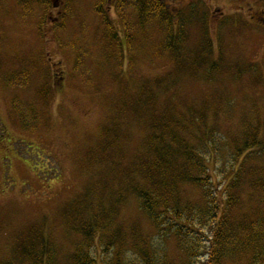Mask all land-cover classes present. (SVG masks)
I'll return each instance as SVG.
<instances>
[{"label": "rangeland", "instance_id": "374dc122", "mask_svg": "<svg viewBox=\"0 0 264 264\" xmlns=\"http://www.w3.org/2000/svg\"><path fill=\"white\" fill-rule=\"evenodd\" d=\"M193 2L207 16L194 19L197 23L189 27L184 49L189 39L194 43L205 30L215 47L196 74L178 71L170 52L159 54L164 37L157 24L150 25V38L142 37L141 45L137 17L125 9L129 7L121 9L120 18L115 8L110 15L117 25L123 19L131 21L120 29L124 36L127 26L134 42L128 46L123 40L120 50H110L95 10L97 0H0V264L13 257L12 251L20 253L16 245L34 229L54 241L59 260L66 264L69 241L76 236L73 228L85 220L99 234H121L134 264L148 250L156 260L183 264L182 245L174 234L164 243L142 211L137 190H163L164 177L172 181L185 172L195 175L185 159H172L169 176L141 167L154 159L143 122L160 117L172 127L168 122L174 117L185 122L180 113L188 110L206 108V124L217 126L220 133L203 144L192 140L193 133L201 135L200 122L192 119L178 127L191 128L179 134L181 141V135L187 140L185 149L206 147L212 179L206 193L238 198L240 208L232 210L233 217L252 212L256 205L250 183L257 175L264 180V164L247 166L248 178L239 189L228 187L242 171L241 160L236 163L233 157L236 148H243V141H236L242 127L250 128L249 140L256 137L262 143L250 156H264V0H175L172 6L185 11ZM179 28L176 24L175 30ZM212 59L221 66L215 80L207 77ZM144 85L166 87V96L154 105ZM158 92L164 95L162 89ZM230 106L233 113L228 117L222 107ZM170 133L167 138L174 141ZM176 192L186 203L184 219L196 231L191 233L201 241L196 264H204L213 234L207 223L201 227L195 222L209 219L204 193L184 179ZM104 258L109 264L110 256Z\"/></svg>", "mask_w": 264, "mask_h": 264}, {"label": "trees", "instance_id": "16d2710c", "mask_svg": "<svg viewBox=\"0 0 264 264\" xmlns=\"http://www.w3.org/2000/svg\"><path fill=\"white\" fill-rule=\"evenodd\" d=\"M97 1L98 3H96L95 10L101 18V26L103 27L106 41L110 43V50L113 48L120 50L123 45V40L126 41L128 46H132L134 42V37H132L127 26L125 28V37L122 35L120 29L121 26L125 27L122 25L123 23L130 24L131 21L123 19L122 24L119 23L117 25L113 22L110 15V10L115 8L118 10L117 12L120 18L121 9L129 7L125 9L132 10L137 17V24L135 27L138 28L137 36L140 35L138 42L142 45L144 41L142 37H146L149 40L151 33L149 27L151 24H157L160 30L162 29V36L164 37L162 45L159 43V54L162 55L170 52L174 56L178 71L196 74L201 68L203 69V66H206L205 61L212 57L215 47L206 30L202 33V40L198 38L194 43H191L189 39L186 50L183 46L189 36V27L196 24V21L199 20L200 17L204 20L207 16L206 13L201 12L198 5L199 3H188L189 8L183 11L172 6L175 0ZM178 1L182 0H177V2ZM178 16L180 20H178ZM203 20H201V22ZM176 24H179L181 27L178 31L175 30ZM111 54L112 53L109 51L110 56ZM219 63L214 59L211 60L207 72L208 79L213 78V80H215L218 77L220 72L219 69L221 68ZM187 69H189L191 73ZM211 84H213V82ZM142 88L146 91V96L150 98L154 105H157V102L166 96V87L165 90L161 86L154 88L151 85H144ZM161 89L164 94L163 96L158 92ZM146 96L145 101L147 102L148 98ZM172 100L177 103L178 97L173 95ZM133 101H136V99ZM210 102L211 101L208 100L207 104L209 105ZM224 103L227 104L229 102L226 100ZM232 109L233 107L231 106L228 109L222 107L223 112L229 114L228 117H231L233 113ZM219 110H221V108ZM118 112L120 111L118 110ZM208 114L206 108H202L201 112L188 110L187 112L180 113V115L185 118V122H182L181 117H174L173 121L168 122L173 128L166 125V122L161 120L160 117L151 122L152 124L143 122L142 130L149 132L148 141L150 143L147 142V145H153L154 159L152 163L150 162L149 164L148 161H145L141 167L147 169L149 172L154 171L161 175L166 174L169 176L172 170V159H177V161L185 159L186 167L192 170L195 175H189V173L185 175V172L181 176L178 175L176 180L172 179V181L164 177L162 181H160L162 182L160 185L163 190L153 191L152 187H149L151 190L140 188V190H137V193L141 200V209L149 219H152L164 243L169 236L172 234L175 235V239L178 240L179 245H182L180 250L183 255L181 257L183 264H196L200 256L201 241L191 233L196 231L193 230L191 225L188 227V221L184 219V214L187 210L185 206L186 203L182 195L176 192L184 179V183L202 189L205 203L207 204L205 211L209 219H205V221L202 222L196 219L195 222L200 224L201 227L207 223L205 227L211 226L213 228V234L209 245L205 247V254L203 255L205 257L204 264H242L243 262H239L244 260H248L247 264H264V197H257L256 199L258 194L264 193V180L262 176L257 175L255 179H253V182L250 183V189L252 186L251 193L253 195V201L256 205L253 207L252 212L244 213L241 217H233L232 210L236 207V209L240 208L238 203H236L239 201L238 198L234 195L226 196L225 192L222 195H215L212 191L208 193L205 191V189H209V184L212 181L207 167V156L204 154L206 147L197 149L196 145H194L195 148L185 149V142H187V140L184 139L185 136L181 135L183 140H180V133L191 132V128L188 124H183L185 125L183 126L184 131L182 128L179 129L180 123H186L192 119H194L192 122H200V126L202 127L201 135L195 136L193 133L192 136L194 137L192 140H196L199 143L202 142L203 144L213 140L215 138V133L219 132L216 131V129L218 130L217 126L215 128L210 126L209 123L206 124L205 119L209 116ZM221 115L222 113L218 118H220ZM25 119L27 120L28 118ZM153 123L156 124L153 125ZM24 128L26 129L27 125H24ZM113 130L115 131L114 128ZM170 131L173 133L174 141H170V139L167 138L168 136L166 133L171 135ZM250 131V128L246 126L242 127V132L236 139V141H243V148H236L237 154L233 155L236 163L241 160V164H238L242 171L236 173L232 184L228 187L230 190L239 189V186L244 183L245 178H248L245 172L247 166L254 165L262 167L264 164V156L257 160L255 157L250 156L252 150H258L262 147V143L257 141L256 137L255 139L249 140V138L252 137V133H249ZM176 142L178 146L174 145ZM181 142L184 145L183 148L180 146ZM235 168H238V166ZM178 180H180V182L177 183L176 181ZM215 190L216 187H214V191ZM221 190L222 189H219V191ZM230 194H232V191ZM161 206L163 207L161 208ZM251 216L254 217L252 218ZM172 218L175 224L169 220ZM183 219L186 221L185 224H183ZM185 226L191 231L189 229L187 230L190 232L184 230V228H186ZM73 232L76 236L73 240L69 241L70 249L68 250L69 253L66 264H99L98 260H100V263L105 264V255L110 256V259L108 258L109 264H134L132 258L128 260L127 254L132 251L122 246L121 234L117 232H112L109 235L99 234L96 226L92 225L87 220L83 221L79 226L74 227ZM117 235L119 238H116ZM117 244L120 246L119 248H117ZM16 246H19L20 253L18 254L16 251H12L13 257L11 256L2 264L65 263V261L63 263V260H59L57 256L59 254L58 248L54 241L51 240V238L48 239L40 236L35 229L31 230L29 234L24 237V240ZM98 247L100 252L97 251ZM139 256V261L134 258L136 264H167L162 258L156 260L153 250L143 251L142 255Z\"/></svg>", "mask_w": 264, "mask_h": 264}]
</instances>
